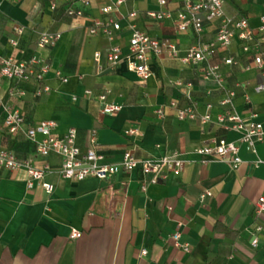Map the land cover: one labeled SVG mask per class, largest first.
I'll return each instance as SVG.
<instances>
[{
  "label": "crops",
  "instance_id": "0c3cea01",
  "mask_svg": "<svg viewBox=\"0 0 264 264\" xmlns=\"http://www.w3.org/2000/svg\"><path fill=\"white\" fill-rule=\"evenodd\" d=\"M116 1L90 0L85 17L73 19L64 14V0H0V59L36 56L49 67L43 82L48 91L39 95L42 85L33 80L3 82L0 148L36 169L48 163L51 171L42 182L53 186L50 194L39 182L29 189L26 168L0 167V264H264V215L255 219L253 214L264 187V164H257L264 161V140L252 152L239 144L240 133L216 123L223 111L224 91L203 80L206 63L192 66L153 58L146 80L130 72L124 59L115 69L109 68L105 51L114 44L125 56L130 26L152 38L170 39L181 51L193 41L190 34H178L174 28L181 0H167L165 8L158 0H128L110 14L101 13ZM51 4L57 8L50 10ZM223 7L230 18H246L253 30L264 16V0H225ZM160 10L171 12L172 19L156 21L146 16ZM131 12L137 14L133 19L127 18ZM109 18L120 26L112 42L100 31L88 34L93 21ZM17 26L24 28L22 35L15 34ZM216 28V21L205 23V42H214ZM43 33H58L60 39L51 48H38ZM11 39L17 40L16 47ZM95 53L101 55L100 61H95ZM228 57L235 64L225 65L223 59ZM208 63L219 65L224 88L234 92L235 113L248 122H264V93L254 91L264 81V70L255 67L239 42L214 49ZM179 82L190 87L176 86ZM104 91L108 103L121 106L118 113L101 114L97 97ZM171 100L193 105L199 116L208 113L211 120L178 121L167 107ZM3 106L17 110L28 127L55 122V137L74 128L80 150L94 148L106 163H117L124 152L132 151L138 159L177 152L186 164L178 176L168 175L156 184L137 170L106 181L64 180L57 173L58 157L40 158L33 142L6 131ZM159 108H164L162 119L156 115ZM128 129L139 135L125 137ZM217 138L239 145L241 163L236 169L194 153ZM205 192L211 197L200 201ZM73 232L79 237L72 238ZM174 233L180 234L179 243L188 245V252L174 246ZM254 238L256 247L251 245ZM141 251L146 254L141 256Z\"/></svg>",
  "mask_w": 264,
  "mask_h": 264
},
{
  "label": "built area",
  "instance_id": "2783aa9c",
  "mask_svg": "<svg viewBox=\"0 0 264 264\" xmlns=\"http://www.w3.org/2000/svg\"><path fill=\"white\" fill-rule=\"evenodd\" d=\"M11 2H21L22 0H8ZM128 0H117L111 6H105L101 9L102 14H110L119 6ZM225 0H181V6L173 18L174 28L178 34H190L193 38L192 44L186 50L181 51L177 44L170 39H156L150 37L146 32L141 31L134 26H130L131 35L129 38V49L125 56H122L118 46L111 44L105 51L104 58L109 68L115 69L119 62L124 59L127 68L134 73L139 79L146 80L151 72L149 62L153 59L166 57L173 61H180L185 65L198 66L206 63L203 68V80L212 83L218 91H224V96L220 101L223 108L221 115L216 118V123L225 125L228 129L241 134L239 144L254 152L257 143L264 140V122H248L240 118L234 111L233 91L226 90L223 85V78L218 64L208 63L212 56L213 50L228 49L233 42L237 40L240 49L244 54H249L253 58L254 65L259 70H264V16L260 18V25L253 30L244 17L230 18L224 12ZM161 8L167 6V0H158ZM90 6V0H64V14L73 19H82L85 17L86 10ZM55 4L50 5V10H55ZM137 16L135 12L128 14L127 18L133 19ZM148 18L156 21L164 19H172L173 15L168 10H160L157 12L146 13ZM217 22L216 34L214 42H205V23ZM120 28L119 24L109 18L106 21H93L88 29V34L94 36L97 32L102 34L112 42L114 32ZM16 35H22L24 28L17 26L14 28ZM60 39L58 33H43L38 37L37 47L46 49L53 47ZM10 44L13 47L18 45L16 39H11ZM95 61H100L101 55L94 54ZM225 65L235 64L231 57L224 58ZM47 64L37 58L31 56L26 60H17L12 56L0 59V89L4 81L9 82H25L33 80L42 86L38 89L37 94L47 92L48 88L43 84L44 78L48 73ZM100 72L102 69L99 67ZM59 77V74H57ZM61 82L66 83L67 79L59 77ZM176 86L189 88L190 84L177 83ZM256 93H264V81L254 87ZM86 95H91L90 91H86ZM108 92L101 93L97 100L101 105L102 115H114L121 110V106L110 104L107 102ZM167 107L174 113L178 121H194L199 119L201 123L211 120L210 114L206 113L199 116L195 106H181L178 101L171 100L167 103ZM209 111L210 106H207ZM4 118L3 125L10 135L22 134L36 146V154L40 158H47L55 155L60 159L58 176L64 180L81 182L88 178L98 181H106L121 172L130 173L139 171L142 177H146L148 182L156 184L159 180H165L168 175L178 176L184 169L186 162L180 158L177 152L166 155L159 159H138L132 151L123 153L122 158L117 163H106L103 156L94 148L81 151L76 144L77 131L74 128L68 129L61 137H55L52 131L56 124L52 121H44L35 126L28 127L25 124L21 114L8 106H3ZM159 119L164 118V108L156 111ZM251 118L255 119L256 114L251 112ZM125 137H136L139 132L135 129L124 131ZM199 156H211L221 162L230 164L234 170L241 163L239 158V145L233 142H226L221 138L213 139L207 146L198 148L194 151ZM264 164V161H258L257 164ZM0 167L8 170H16L21 167L26 168L28 181L27 187L30 189L34 182L41 183L42 188L47 194L53 191V186L42 182L45 174L50 173L51 167L45 163L41 169L32 167L29 163H20L16 160L14 154L4 148H0ZM143 190L145 187L143 185ZM211 197V193L205 192L200 196V201ZM253 214L255 219L264 215V187L263 192L254 203ZM260 231V227L256 228ZM80 233L73 232L72 238L79 237ZM173 244L177 248H181L184 252L189 251L186 244H180V234L174 233L171 236ZM253 247L257 245V239L251 242ZM145 251H141L140 255L144 256Z\"/></svg>",
  "mask_w": 264,
  "mask_h": 264
}]
</instances>
